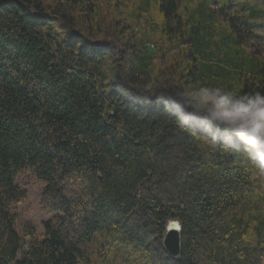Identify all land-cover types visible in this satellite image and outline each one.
<instances>
[{
    "label": "trees",
    "instance_id": "16d2710c",
    "mask_svg": "<svg viewBox=\"0 0 264 264\" xmlns=\"http://www.w3.org/2000/svg\"><path fill=\"white\" fill-rule=\"evenodd\" d=\"M259 26L264 0H0V264H264V173L161 102L264 92ZM25 169L41 235L18 225Z\"/></svg>",
    "mask_w": 264,
    "mask_h": 264
},
{
    "label": "clouds",
    "instance_id": "9594fccd",
    "mask_svg": "<svg viewBox=\"0 0 264 264\" xmlns=\"http://www.w3.org/2000/svg\"><path fill=\"white\" fill-rule=\"evenodd\" d=\"M161 102L179 130L196 132L212 147L242 154L264 173V92L189 87Z\"/></svg>",
    "mask_w": 264,
    "mask_h": 264
},
{
    "label": "rangeland",
    "instance_id": "374dc122",
    "mask_svg": "<svg viewBox=\"0 0 264 264\" xmlns=\"http://www.w3.org/2000/svg\"><path fill=\"white\" fill-rule=\"evenodd\" d=\"M229 12L228 14H230ZM256 31V36H251L248 40V45L256 52V54L264 61V26L257 27L254 29ZM17 182L24 188L27 192V198L24 199L23 203L17 204L15 206V212L19 215V228L23 221H31L36 227L37 232L41 235L43 232L42 222L49 219L51 214L46 213L42 209L40 203V193L43 189V183L38 182L31 175V172L27 169L23 170L17 177ZM18 255V259L20 258Z\"/></svg>",
    "mask_w": 264,
    "mask_h": 264
},
{
    "label": "water",
    "instance_id": "95a60500",
    "mask_svg": "<svg viewBox=\"0 0 264 264\" xmlns=\"http://www.w3.org/2000/svg\"><path fill=\"white\" fill-rule=\"evenodd\" d=\"M145 52L153 57L155 55L152 44L144 45ZM162 237V245L169 256L177 257L181 252V223L178 219L170 218L167 220L166 227ZM179 256V255H178Z\"/></svg>",
    "mask_w": 264,
    "mask_h": 264
}]
</instances>
